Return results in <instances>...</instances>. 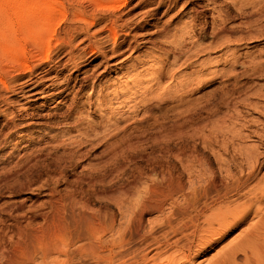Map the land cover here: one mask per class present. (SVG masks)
Returning a JSON list of instances; mask_svg holds the SVG:
<instances>
[{"label":"rangeland","instance_id":"1","mask_svg":"<svg viewBox=\"0 0 264 264\" xmlns=\"http://www.w3.org/2000/svg\"><path fill=\"white\" fill-rule=\"evenodd\" d=\"M51 1L56 16L51 36L44 35L50 61L34 72L42 74L39 87L27 94L22 76L10 91L0 87L7 99L0 102V262L17 230L66 241L57 225L70 209L113 218L104 239L123 232L125 249L136 252L152 229L156 237L163 232L168 201L159 211L137 207L162 200V175L180 180L183 193L209 181L221 185L230 174L244 180L249 167L241 154L249 151L256 167L247 188L217 204L210 230L170 264H264V14H254L251 3L241 15L231 0ZM5 2L0 29L12 34L15 4ZM194 5L221 17L196 16ZM111 19L118 37L104 28ZM21 45L45 50L38 42ZM7 67L0 60V79L8 78ZM96 96H105L100 106ZM105 112L108 123L100 120ZM119 202L127 203L124 213Z\"/></svg>","mask_w":264,"mask_h":264},{"label":"bare ground","instance_id":"2","mask_svg":"<svg viewBox=\"0 0 264 264\" xmlns=\"http://www.w3.org/2000/svg\"><path fill=\"white\" fill-rule=\"evenodd\" d=\"M2 1L3 3L5 1H7L5 3H8L9 1V3L12 2L15 4L14 7L12 6V9L10 6L9 7L11 9V12H13V14L17 17L16 21L18 22V31L15 30V32L13 31L14 33L12 34L4 33L7 31L6 29H13V25H7V21L4 22L7 23L4 26V30L6 31L2 32L1 29L3 28L0 29V60L1 62H5L8 66L6 72L4 73L8 76V78L5 80L3 78L0 79V87L3 91L8 92L12 89L10 88V85L16 83V78L22 76L27 78L23 85L31 87L30 91H26V93L28 94L39 87V83L41 82L40 80H42L43 78L42 74L41 76H39L38 74L34 76V72L43 65L47 64L48 61H50L48 52L49 40L47 39V41L45 38H50L51 36V17L56 14L53 7V1L40 0L43 4L42 9L39 8V0H37L36 3H32V1L30 0ZM126 1L127 0H112V2H114V4H112L113 6H117V4L119 6H122L126 4ZM232 1H237L239 3L235 4L239 5V8H237L238 10H241L240 14L243 11L242 8L244 7L245 9V7H248V5L251 6V3L254 8V14H264V0H231V2ZM231 2L229 1V3ZM208 3L211 2L209 1ZM212 6L213 7L210 8L213 9L214 5ZM212 9L207 8V6L203 7L200 5H194L192 11L196 16H201V18L203 19L211 16V20H213L214 22V19L216 17L217 19L220 18L221 15L217 14V16H215L214 13L217 12H210L212 11ZM0 12L2 11L0 10ZM38 15L40 17H38ZM213 15L215 18L213 17ZM111 21V25L104 26V28L113 33L114 37H118V32L115 30L117 32L116 36L113 30L116 29V26L120 27V25L116 24L115 19H111ZM83 22L84 24L86 23L85 20H83ZM4 23L2 24L4 25ZM87 24L88 27L91 25L89 23ZM48 32L50 36L46 35L45 37L44 35ZM122 35L125 36V34ZM31 41L34 43L38 42V44H40V46L45 49H43L44 52H42L41 48V51H39V46L37 48V53L28 52L26 50L27 48L21 45L23 42L28 43ZM48 71L49 70H47L46 72ZM154 74L160 79L161 72L159 73V70L154 72ZM187 81L188 80H186V82ZM22 89H18L19 91H17L16 94H19L23 97L25 94L23 93ZM5 92L0 91V102H6L7 104V99L5 100L3 98V93ZM32 95L33 94H30L28 96ZM104 97L105 96H96L95 106H100L105 99ZM125 103H127V101ZM104 114L105 115H103L100 120H103L104 122V119H106L105 123H108L109 116L107 117L106 112ZM248 152L249 151H246L245 153L241 154L242 160L244 161V163H247L249 167L246 178H244V180L241 177L230 174V181H225V183H222L221 185H217L214 181H209L208 186L199 191H197L195 188H191L190 192L183 193V185L180 180L174 177L172 178L169 175V177L162 175L159 183L160 186L156 188V190H159V193L162 195V200H155L153 202H150L151 200L149 199L148 202L150 203H147L145 201L144 203L140 202V206L137 207H141L139 209L140 212L147 211L146 209L152 211L154 209H158L159 211L162 207L163 201H168L169 212L166 216L162 217L159 223V227L163 230V232L159 237H156L154 236V229H152L148 234V237L143 236L141 238V240L145 242L144 246L136 252L134 251L133 253H128L125 249L124 244L126 242V239L123 232H118L115 237L109 236L110 238L104 239L106 234H110L113 232V218H111L107 222L105 220L101 221L98 216L80 212L75 213L72 209H70L68 211V217L62 218V220L58 221L57 225L59 230L63 231V233L66 232V241H63L61 237L55 236V233L52 235H47L45 232L42 233L41 231L24 232L17 230V240L11 242L9 248L4 247L1 250L0 264H82L83 262H87L88 264H157L158 261L156 259L159 258L161 254L166 252H170L168 254V257H166L164 261L161 260L159 264H170L176 256L186 257V253L190 252L193 244H195L196 241H198L204 233L206 234L208 230H210L208 228L212 227L214 221H217L219 216L218 212L221 211L222 208L217 204L228 200L234 194L247 188V180L250 176L253 175L256 167L255 156L252 153ZM227 171L228 169L225 170V172ZM200 175L201 174H199L198 177H200ZM210 193L213 194L212 198L207 197ZM131 194V191H129L128 193L120 192L119 196H131ZM176 196L181 197V203L178 204V200L175 199ZM118 205L119 211L121 213H124L122 210L126 208L125 205H127V203L123 205L122 202H119ZM243 206L247 208L249 205ZM243 206H241L242 208L234 206V208L244 210L245 208H243ZM224 207L230 208L231 206L229 204L227 205L226 203ZM138 208L136 210H138ZM134 227L135 233L138 236L141 230L140 219H138L136 223L134 222ZM37 232L41 233V235L37 236Z\"/></svg>","mask_w":264,"mask_h":264}]
</instances>
